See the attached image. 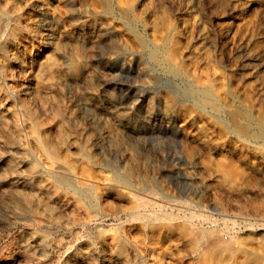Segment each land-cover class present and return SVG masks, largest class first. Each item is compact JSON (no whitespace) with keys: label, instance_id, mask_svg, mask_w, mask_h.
Returning <instances> with one entry per match:
<instances>
[{"label":"rangeland","instance_id":"obj_1","mask_svg":"<svg viewBox=\"0 0 264 264\" xmlns=\"http://www.w3.org/2000/svg\"><path fill=\"white\" fill-rule=\"evenodd\" d=\"M117 1L136 4L128 19ZM0 2L22 23L12 35L18 54L6 53L12 73L0 72V264H220L209 261L220 238L245 251L239 260L264 255V0ZM165 35L164 51L190 82L140 49V38ZM46 55L63 79L45 102L32 81ZM197 80L249 113L257 138L242 140L199 102L208 97L184 95ZM164 96L181 110L165 113ZM60 163L90 192L47 172Z\"/></svg>","mask_w":264,"mask_h":264},{"label":"bare ground","instance_id":"obj_2","mask_svg":"<svg viewBox=\"0 0 264 264\" xmlns=\"http://www.w3.org/2000/svg\"><path fill=\"white\" fill-rule=\"evenodd\" d=\"M111 1L112 0H102V2L104 3L106 8H111ZM139 1L140 0H136L135 3H139ZM0 3L2 4V2H0ZM117 4H118L117 5L118 9L121 13V16H123L127 19L129 18L128 17L129 13L132 12L131 10L136 5V4H134L133 6H127L128 4L126 5L122 1H119ZM146 5L141 2L140 6L142 8L143 13L149 14L151 9L149 6H146ZM17 24L18 23L16 20L13 21L12 19H10L8 17V12L0 10V72L5 77L12 73L11 72L12 71L11 64L8 60L6 53L8 52V50H11L13 54H18V51L16 49L17 48L16 47V40H15L16 37L14 38V36H12L15 34L14 31L19 30L18 26H20L22 23L19 24L18 26H17ZM21 27L22 26H20V28ZM29 30L30 31H27L26 34L31 36L33 39H36L37 41H39L40 40V33L38 31H34L32 29H29ZM8 31H9V33H8ZM10 32H11V34H10ZM20 34H21V32H20ZM140 49L143 51H147L149 59L159 63L160 66H162L169 74H172L173 76H176V77H180L183 80L190 82L188 75H186V73L179 68L178 63H176L172 59L170 54H168L164 51L166 49V35L160 41L154 42L153 44H149L148 41H146L143 38L142 39L140 38ZM53 50H55V49H53ZM9 58H10V56H9ZM22 62H24V61H22ZM146 71H147L146 67H142L140 69L141 73H145ZM75 74H76V70L73 69L71 75H75ZM62 79L63 78L61 75V68H60L59 64L57 65L53 61V59L50 57V55L49 56L46 55V58L43 61H40L37 63V66L35 69L34 81H32L35 83V87H34L35 88V96L37 95V97H39L41 99V101L44 100L46 102V100H47L46 98L48 97V94L51 92L54 85L61 82ZM9 87H11V86H9ZM13 89L14 88L11 89L12 92H13ZM26 90L27 89H25L23 92L22 91L21 92L24 93V95H25ZM18 93H20V91ZM13 94L16 97H18L17 93L16 94L13 93ZM184 95L190 96V97H196L197 95H199V96L202 95V96H204V98H205V96L208 97L210 100H212V102H209L210 104L205 102L203 100V98H202V101L199 100V102L204 107H209L215 114L226 115L229 118L230 123L233 125L235 130H237L239 133L242 134V136H240V138L242 140L250 141V138H249L250 136L252 138H257V135L254 134L253 132H250V130H249L250 125H252V123L254 122L253 118L250 116L249 113L245 112V113H243V115H240L237 112V110L233 107L232 104L231 105H227V104L222 105L221 104V102H223V100H225L227 97L225 92L221 93L219 91H213L207 84L201 83V82H199V80H197V84L196 83H193V84L190 83L186 87V89L184 91ZM22 97H23V95H22ZM19 101H21L20 106L22 108L23 113L28 117V119L30 121H32L34 131H40V129H42V123L40 121L36 120L34 112L32 111L31 107L24 101V97L23 98L19 97ZM162 102H163L165 113H177L181 110V107L179 106L177 99H175L172 96H164L162 98ZM40 109L44 111L46 109L45 105L41 104ZM195 118H193V121H195L196 123L198 121H200V119H195ZM205 130H206L205 125L203 123H201L200 125L197 126V131H198L197 135L200 136V134L202 132H204ZM40 135L43 137L42 134H40ZM37 136L40 137L38 134H37ZM40 140H41V144L43 143L42 146H44V149L46 150V152L51 155L52 154L51 149H50L51 147L49 148V144L47 143L46 139L43 137V138H40ZM46 170L51 175L55 176L59 181L65 183V184L74 186L76 189H80L84 192L88 191L87 193H89L90 192L89 189L91 190V188H92L87 183H80L78 181H75V179L73 177V172L68 165L60 163V164H56L55 168L48 167ZM116 178L120 182H124V183H126L130 180V178L127 174H118L116 176ZM15 214L27 216L26 215L27 209H25V208L16 209ZM194 243H195V247H197L196 240H194ZM209 249H210L209 261H214L216 263L225 264V263L230 261V262H236L238 264H242L244 261H249V260L259 262V264L264 263V255H260V254H248L244 257V260H242V259L239 260L235 256V252L236 251L245 252V251H243L242 249H240L239 247H237L231 243L224 242L221 238L216 239V240H212L209 243Z\"/></svg>","mask_w":264,"mask_h":264}]
</instances>
